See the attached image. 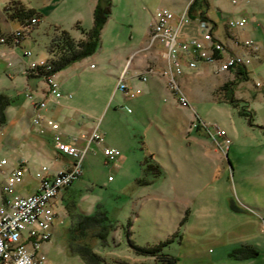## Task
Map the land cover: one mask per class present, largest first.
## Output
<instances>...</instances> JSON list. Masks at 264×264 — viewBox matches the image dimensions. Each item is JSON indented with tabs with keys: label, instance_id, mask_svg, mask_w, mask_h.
I'll return each instance as SVG.
<instances>
[{
	"label": "rangeland",
	"instance_id": "obj_1",
	"mask_svg": "<svg viewBox=\"0 0 264 264\" xmlns=\"http://www.w3.org/2000/svg\"><path fill=\"white\" fill-rule=\"evenodd\" d=\"M27 1L46 13L38 24L40 34L59 25L79 39L83 35L75 28L76 23L85 32L93 27L94 0ZM251 1L252 6L245 8L255 19L246 16L247 26L230 32L258 44L261 63L254 61L258 65L247 80L242 77L227 83L225 74L214 75V68H210L189 74L183 85L178 81L193 111L179 107L173 96L166 95L168 101L157 113L156 107L139 103L142 95L126 100L120 91L115 92L123 63L119 57L130 46H134L132 50L139 47L138 40L147 32L155 11L167 8L179 15L189 0H111L109 20L101 30L96 52L59 73L63 94H72L67 102L81 113L80 123L92 127L100 122L104 144L120 152L116 161L107 164L93 145L83 160L82 175L73 182L75 191H70L79 212L107 216V236L90 244L105 264H165L141 250L157 247V254L176 258V264H264V91L255 86L264 81V0ZM207 3L209 17L216 20L222 34L226 13L232 7L222 0ZM3 6L0 4L1 13ZM32 38L13 49L14 59L0 58V93L12 99L13 110L26 101L24 62L37 59L36 55L49 56L43 43L47 36L35 34ZM26 51L32 53L28 60L23 57ZM149 53L165 61L162 45L155 44ZM8 63L11 66L6 69ZM91 64L94 68L89 67ZM158 70L149 72L164 80ZM32 81L43 83L41 78ZM196 118L226 132L230 145L224 153L215 151L204 128L200 127L204 132L193 128L198 123ZM88 126L82 130L88 133ZM12 128L10 124L0 125V160L15 164L18 151L8 149L6 140L20 137ZM28 165L31 172L40 167L37 163ZM147 165L151 168L145 171ZM156 167L161 174L156 173ZM64 231L60 226L46 246L50 263L85 264L81 256L69 252ZM248 252L257 256L245 257Z\"/></svg>",
	"mask_w": 264,
	"mask_h": 264
},
{
	"label": "built area",
	"instance_id": "obj_2",
	"mask_svg": "<svg viewBox=\"0 0 264 264\" xmlns=\"http://www.w3.org/2000/svg\"><path fill=\"white\" fill-rule=\"evenodd\" d=\"M237 3L238 0H232L233 5H237ZM189 6L190 4L180 17H175L167 8H159L155 11L150 24L149 48L155 44H160L165 50L167 65L160 69L159 75L170 74V81L166 83L167 89L182 108L190 107L187 97L178 84V78L183 75L184 65L188 69L196 71L200 64H206L212 66L213 71L219 74L250 66L259 51L258 46L250 40H234L233 44L243 51L240 54L231 52V48L229 49L214 39L211 33V25L204 19H198L202 30L200 40H180L178 36L180 27L190 21L187 15ZM37 22L38 20L33 18L28 25L14 31L11 34L12 44L21 43L31 25H35ZM247 24L246 16L227 21V26L230 29H242ZM0 42L3 43L4 41L1 39ZM24 54L26 57L31 56L29 51ZM23 74L41 77L47 86L49 96L56 99L62 96L49 61L28 63ZM139 78L144 83L148 79L146 75H140ZM255 86L264 91V81L256 82ZM116 89L128 99H134L141 93L140 90L132 89L128 85L125 72L119 77ZM29 98L31 99V97ZM32 105L34 116L31 122L38 127L39 133L43 134L45 129L41 126L42 120L38 113L45 108L46 102L33 101ZM197 122L194 127L204 128L212 138L215 149L224 153L230 145V139L226 132L216 125H207L200 120ZM47 126L53 132L52 141L56 152L69 156L72 159V164L68 168H61L53 173L48 167H42L35 173V179L38 181L37 191L29 196L14 192V187L21 182L24 176L23 165L19 164L9 174L2 189L3 194L8 198L4 204L0 205V264H49L47 256L43 252V246L50 243L52 239V227L56 218L52 202L61 189L70 186L74 180L81 176L82 159L88 147L92 143L101 144L103 142L97 127L90 134H80L66 141L59 132L57 123L49 121ZM210 127H212V132L209 131ZM78 142H83L85 145L79 147ZM103 154L107 161H115L120 153L116 149L104 148ZM5 164V160L0 162V166ZM262 223L264 227V219H262Z\"/></svg>",
	"mask_w": 264,
	"mask_h": 264
},
{
	"label": "crops",
	"instance_id": "obj_3",
	"mask_svg": "<svg viewBox=\"0 0 264 264\" xmlns=\"http://www.w3.org/2000/svg\"><path fill=\"white\" fill-rule=\"evenodd\" d=\"M198 1L201 2L200 3L201 4L200 9L196 8L193 12H191V14H190L189 9H190L192 2H191V0H189V2L187 3V6L190 3V6L188 7V10H187V15H188L190 21H189V23L184 24L180 27L179 33H178L179 39L183 40V41H185V40L188 41V40H193V39H199L200 40L202 37V30L199 26V20L198 19H201V20L205 19L211 25V33H212L214 39L220 41L225 46L229 47V49L231 48L230 49L231 52L240 54L243 51V49H241L240 47H236L233 44V41L234 40L242 41L240 39L241 36L238 32L233 33V32H230V30H243L247 25L242 29H230V28H228V26L226 24L225 30H223L222 34H221L220 30H219V25L217 22H215L216 20L214 21L212 19V17H209L208 13H209L210 9H209V5L207 3L208 0H198ZM222 1L228 2V4L232 7V9L228 13H226L227 21L229 19H239L243 16L253 17L251 14H249L246 11L247 8H245V6L246 7L252 6L250 4V3H252L251 0H238L237 5H233L232 0H222ZM10 2H18L21 5H23L25 8L33 9L39 14V20H38L36 26L34 28H32V30H29L27 33H25V35H24L25 38L23 41H26L28 38L32 40L33 39L32 37L35 36V34L38 35L39 37H41V35H46L48 39L43 41V43H44V48L47 52V47L50 43V38L52 37V35H55V33H57L58 30L61 31L64 29H62L61 26L58 25V26H54L53 28H51L50 31L47 30L46 32H43V34H40L39 32L41 31V29H40V26L38 24L41 23L42 17L45 18V16H46L44 9L38 8V7L36 8L35 6H32L31 2H28L27 0H0V4L4 5L3 7L8 5ZM51 3H53V0H51ZM94 3L95 4L93 7V11H94V8L96 5V0H94ZM240 5H244V6H242V8H241ZM186 7L183 10V12L179 13V15H176L172 11L171 12L173 13V15L175 17H180L185 12ZM218 11L221 13V15L224 16L225 12H223V10L219 9ZM108 20H107L106 24L104 25V27L107 25ZM152 20H153V16H152ZM43 21H45V19ZM151 23H152V21H151ZM75 28L81 29V27L78 23H76ZM19 29H20V23L19 22L7 19V16H6V13L4 12V10L2 11V13L0 12V34L2 37H5L4 38L5 42L0 43V47L1 46L4 47V49H0V58L3 55V56H8V57H11L12 59H14V57H12L13 49L15 47L19 46L21 43H19L18 45L12 44V41H10L11 40L10 36L14 31L19 30ZM81 34L83 35V38L76 39L77 41L85 39V34L83 32H81ZM221 36H223V37L221 38ZM6 38H8L10 40L7 41ZM100 38H101V33H100ZM222 39L224 41H222ZM245 40H247V39H245ZM138 42L140 43L139 47H137L135 50H132V48H134V46L133 47L130 46V48L127 51H124L123 55H120L119 60H121L123 63H122L121 70L120 71L118 70L119 76L117 77V81H118L119 77L124 72H125V78L127 77V71L129 70L133 61L136 60L134 63V71H133L132 75L129 76L128 79L126 78V81L132 89H138L141 91V93L139 95L140 96L142 95V97H140L139 103L144 104L145 106L149 105V107H151L152 109H153V107H156L155 110L158 113V110L161 108V105L164 103H167V101H168L166 99V95L167 96L168 95L173 96V95L169 92V90L165 86V82L167 83L166 78H167L168 74H161V77L164 78V80H165L164 81L163 79H161L156 74L150 73V72L152 69L157 70V69H161V68L166 67L167 62L163 61V60L160 61L153 54L149 53L152 50V48L154 47V45H153L151 48H149L150 25H149L147 32L146 31L144 32L143 38H140L138 40ZM256 45L258 46V44H256ZM24 53H23V57L27 58V60H28V58L30 59V57H32V53H31L30 57H26ZM143 53H145V54H143ZM36 56H37V59H32V60H28L29 62L28 61L24 62V68L22 70V74H23V71L26 68L28 63L41 62V61H48L49 60V56L48 57L47 56L41 57L39 55H36ZM159 59H161V57ZM85 60H86V58H84L83 60H81L79 62H84ZM255 60H257L256 62L261 63L262 59H261L260 49H259L258 53L256 54V58L252 61V64ZM79 62L71 64L70 66L65 68V70H68L70 68H74L75 65H77ZM128 64H130L129 67H128ZM252 64L246 68H243V69H239V68L232 69L228 72L219 73V74L215 73L213 70L211 72L214 75L225 74V76H226L225 79H226L227 83L233 82L234 80H237V79L241 80L242 77H244V80H247V76H250L254 72V68L258 65V64H255V62H254L255 65L254 64L252 65ZM8 66H11V65L9 63L6 64V69ZM85 67H88V65ZM89 67L94 68V65L91 64ZM210 68L212 69L213 67L206 65V64H200L198 70H196V71H200L202 69H208L209 70ZM239 70H241V74H239L240 73ZM61 71H59L55 74V80L57 81V83L60 86V92L62 95L58 99L48 95L47 86H46V84L42 78L41 79L43 80V83H35L32 81L33 78H40V77L33 76V75H25V74L24 75L28 78V80L26 81L27 93L24 94V98L26 101H23L20 106H17L16 110H13V107L11 106L13 103L12 99L4 94L5 96H7L11 100V104L6 108V123L4 125L10 124L11 126H13L12 129L17 130V132H18L17 136H19L20 139H17V137H16L13 139V141L6 140L8 149H10L12 152L18 151L17 152L18 154H17V157L15 159V161H16L15 164H13L12 162L9 163L5 159H2V160L6 161V164L3 166H0V174H1V176H0L1 177V179H0V205L4 204L5 200L8 198L2 192V189H3V187L7 181V177L13 171V169L18 167L19 164L23 165L24 176H23L21 182L18 183L14 187V192L15 193L18 192V194H20L21 192L25 193V194H21L23 196L32 195L37 191L38 181L35 179V173L37 171H39L42 167H48L50 172L53 173L58 169L68 168L71 166L72 159L69 156L61 155V154L56 152L54 145H53V141H52L53 132L48 128L47 122L52 121L54 123H57L59 125V132L63 135V138L66 141H69L68 139L71 137H76V136H79L80 134L87 133L86 130H82V128H85L86 125L88 126V124L87 123H80L81 122V119H80L81 113H78L67 102V100L72 99V94L66 93V92H64L65 94H63V90H62L63 82L59 80V76H58L59 73H61ZM158 71H159L158 73H160V70H158ZM193 72H195V71L188 69L184 65L183 66V75L180 78H178L179 83L181 85H183L184 79L186 78V76H188L189 74H191ZM140 75H146L148 78L147 82H145V83L142 82L139 78ZM143 84H145V85L141 88L140 85H143ZM180 84H179L180 88L182 89L184 95L187 97V99L189 101V98L186 94V90ZM116 90L117 89H115V92H116ZM30 95L32 96V99H30L28 97ZM69 95L71 96L70 98L68 97ZM139 95L134 99H137L139 97ZM124 98L126 100H134V99H128L125 96H124ZM39 100H43L46 102L45 108L40 110L38 113L39 116L41 117V120H42L41 126L45 129V132L43 134H40L38 131V127L34 126L31 122L32 118L34 116L33 105H32L33 101H39ZM61 100H66V101L62 102ZM189 104H190V102H189ZM188 108L193 111V109L191 108V105ZM14 113H15V115H14ZM82 116H84V115H82ZM198 120L199 119L196 118V122ZM27 121H28V124H26ZM84 121H85V119H84ZM99 124H100V122L93 125L92 127L88 126L87 128L89 130L87 129V131H88L87 134H90L94 130V128H96V127L100 133ZM194 124L195 123H193V125ZM193 128L196 129L197 132H204V130L201 129L199 126H197V127L193 126ZM102 140H103V142L101 144L92 143L88 147L87 152L92 148L93 145L96 148H98L102 154H103L104 148L115 149L113 147H110V146L104 144L103 136H102ZM77 145L79 147H83L85 144L83 142H78ZM215 151L219 152L217 150H215ZM87 152H86V154H87ZM31 153H32V155H31ZM86 154L84 155V157L82 159V163H83V160H84ZM103 156H104V154H103ZM119 157H120V154L117 157V159ZM105 159H106V157H105ZM2 160H0V162ZM106 161H107V159H106ZM29 163H31V164L37 163L38 166H40V167L39 168H36V167L33 168L35 171L33 170V172H31V169L29 168V165H28ZM109 163H110V161H107V164H109ZM109 179L110 178H108V180ZM76 180H74L73 182H75ZM73 182L71 183L70 186H68L64 189H61L60 192L58 193L57 197L52 202V207L56 213V218L54 220V224L52 227V238H53V235H55L57 233V230H59L60 226L61 227L63 226V227H65L64 232H65V237L67 239V243H69V236H70L69 231H70L71 227L73 226V224L75 223L74 219L77 217L78 214L87 215L86 212H83V211L79 212L77 210V208L74 204L75 202L73 201V197L70 196V191H75V190H73V187H72ZM253 206H256V205L253 204ZM59 207H60V209L62 207L63 211H61V212L57 211V209ZM256 207H258V206H256ZM244 208L246 209V211L253 213V210L251 208H248V207H244ZM66 219H68V222L66 221ZM51 242H52V239H51L50 243L45 244L43 246V252L45 253L46 256H47V252H46L47 247L46 246L50 245ZM255 256H257V254ZM255 256H253V257H255ZM47 259H48V256H47ZM48 262H49V264H51L49 259H48Z\"/></svg>",
	"mask_w": 264,
	"mask_h": 264
},
{
	"label": "trees",
	"instance_id": "obj_4",
	"mask_svg": "<svg viewBox=\"0 0 264 264\" xmlns=\"http://www.w3.org/2000/svg\"><path fill=\"white\" fill-rule=\"evenodd\" d=\"M200 3L201 2L198 0H194L191 3L189 9L190 14L196 8L200 9ZM3 10L6 13L7 19L19 22L20 27L28 25L33 18L39 20V14L35 10L27 9L18 2H10L4 7ZM110 12L111 0H96V5L93 11V27L87 32L79 29L85 34L84 40L77 41L76 39L72 38L70 34L65 30H58L55 35H52V37L50 38V43L47 47V52L49 55L48 61L52 66V73L56 74L57 72L67 68L71 64L92 56L96 52L100 44L101 30L106 24ZM35 26L36 24L31 25L30 30H32V28H34ZM4 38L5 37H2L0 34V40L2 39L5 42ZM6 39L7 41L10 39V41H12V35L10 36V39ZM239 72V74H241V70H239ZM28 97H31L32 99L31 95ZM41 101L43 100H39L36 102ZM10 104L11 100L4 94H0V125H4L6 123V108ZM242 113L249 118L251 117V114L247 113L244 110H242ZM149 168H151V166L147 165V168H144V170L146 171ZM154 169L157 174H161V171L158 167ZM74 220L75 223L69 231V252L81 256L85 264H105L104 260L93 252L90 244L92 240H103L107 236V216L101 213H97L95 215L78 214ZM141 250L145 253H149L153 257H156L157 261L165 262V264L177 263V259L174 257L157 254L160 252V247H157L155 249L153 248ZM241 250L248 251L245 247H242ZM236 254L239 255L238 252H236ZM255 255V252H248L244 254L245 257H253ZM240 256L241 255H239L238 258Z\"/></svg>",
	"mask_w": 264,
	"mask_h": 264
},
{
	"label": "bare ground",
	"instance_id": "obj_5",
	"mask_svg": "<svg viewBox=\"0 0 264 264\" xmlns=\"http://www.w3.org/2000/svg\"><path fill=\"white\" fill-rule=\"evenodd\" d=\"M168 80L170 81V76H169V79ZM169 81H168V83H169Z\"/></svg>",
	"mask_w": 264,
	"mask_h": 264
}]
</instances>
